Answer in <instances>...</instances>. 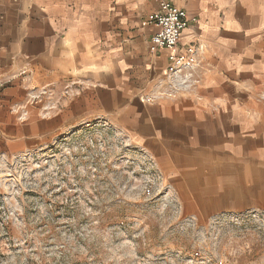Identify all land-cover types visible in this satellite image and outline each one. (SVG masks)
<instances>
[{"label": "crops", "instance_id": "crops-1", "mask_svg": "<svg viewBox=\"0 0 264 264\" xmlns=\"http://www.w3.org/2000/svg\"><path fill=\"white\" fill-rule=\"evenodd\" d=\"M172 2L196 50L174 76L149 51L152 0H0V151L102 119L164 173L208 157L264 176V0Z\"/></svg>", "mask_w": 264, "mask_h": 264}, {"label": "rangeland", "instance_id": "rangeland-1", "mask_svg": "<svg viewBox=\"0 0 264 264\" xmlns=\"http://www.w3.org/2000/svg\"><path fill=\"white\" fill-rule=\"evenodd\" d=\"M214 162L164 173L102 119L0 151V264H264L263 173Z\"/></svg>", "mask_w": 264, "mask_h": 264}, {"label": "built area", "instance_id": "built-area-1", "mask_svg": "<svg viewBox=\"0 0 264 264\" xmlns=\"http://www.w3.org/2000/svg\"><path fill=\"white\" fill-rule=\"evenodd\" d=\"M152 1L156 3V8L147 20L156 26L157 31L150 37L149 51L157 54L166 50L168 52L166 74L173 76L180 74L196 61L195 48L180 45L181 34L189 23L186 12L174 5L172 0Z\"/></svg>", "mask_w": 264, "mask_h": 264}, {"label": "trees", "instance_id": "trees-1", "mask_svg": "<svg viewBox=\"0 0 264 264\" xmlns=\"http://www.w3.org/2000/svg\"><path fill=\"white\" fill-rule=\"evenodd\" d=\"M1 253V252H0Z\"/></svg>", "mask_w": 264, "mask_h": 264}]
</instances>
